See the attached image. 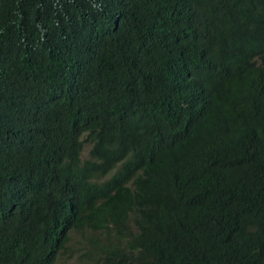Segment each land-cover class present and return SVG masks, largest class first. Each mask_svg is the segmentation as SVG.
Masks as SVG:
<instances>
[{"label": "trees", "instance_id": "16d2710c", "mask_svg": "<svg viewBox=\"0 0 264 264\" xmlns=\"http://www.w3.org/2000/svg\"><path fill=\"white\" fill-rule=\"evenodd\" d=\"M73 238L264 264V0H0V264Z\"/></svg>", "mask_w": 264, "mask_h": 264}, {"label": "rangeland", "instance_id": "374dc122", "mask_svg": "<svg viewBox=\"0 0 264 264\" xmlns=\"http://www.w3.org/2000/svg\"><path fill=\"white\" fill-rule=\"evenodd\" d=\"M86 151H87V147L84 149V153H86ZM68 243H69V248H67L65 252L62 253L56 259L55 264H79V261L76 258V252L74 250H71V248H76L80 246L82 243L78 242L75 238L71 239Z\"/></svg>", "mask_w": 264, "mask_h": 264}]
</instances>
